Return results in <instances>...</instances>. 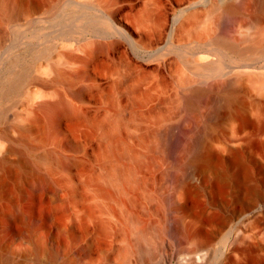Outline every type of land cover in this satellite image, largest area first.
<instances>
[{
    "label": "rangeland",
    "instance_id": "rangeland-1",
    "mask_svg": "<svg viewBox=\"0 0 264 264\" xmlns=\"http://www.w3.org/2000/svg\"><path fill=\"white\" fill-rule=\"evenodd\" d=\"M263 9L0 0V264H264Z\"/></svg>",
    "mask_w": 264,
    "mask_h": 264
},
{
    "label": "bare ground",
    "instance_id": "bare-ground-1",
    "mask_svg": "<svg viewBox=\"0 0 264 264\" xmlns=\"http://www.w3.org/2000/svg\"><path fill=\"white\" fill-rule=\"evenodd\" d=\"M263 11H264V9H263ZM193 96L195 97V99L196 98H199V97H201V93L199 91H197ZM51 109L54 112H56L55 114L63 113V112H65L67 110L66 107L63 106V105H60V106H51ZM189 133H190V131H187V133H186V139L184 141V146L180 150L181 156H183V157L190 156L191 158H193V159L195 158V159H198L200 161L201 160L204 161V160L208 159L209 158V151L204 147V145L202 143V140H201V137L199 135H189ZM112 134L113 133L111 132L109 135L112 136ZM174 141H175V139L172 140V141L170 140V142L168 143V146L173 147L174 146V143H175ZM261 145L264 146V141H261ZM8 151H10V149L6 147V149L4 150V153H2V155L0 156V161L5 158V153H7ZM237 156L238 155L236 153V150H231V154H230V157L231 158H230V160L232 159L234 161V163H237V166L239 165L238 168H239L240 172L241 171L244 172V170H246L247 167L245 168L246 165L243 164L244 162L243 163L240 162V160H238V157ZM130 157H131L132 160L137 161V159H138V153L131 150L130 151ZM256 162L259 164V167L260 168L264 169V165L260 164L258 161H256ZM200 166L199 165L198 166H195V165L192 166V168H190L186 172L187 173L186 175H188V177H190V178L198 179L199 173H200V171L202 169ZM246 172H247V170H246ZM121 175L124 176L127 181H131L133 179V177H134L133 176V169L131 167L126 168V169H122ZM178 179H180V176H178V175L174 176L175 182L178 181ZM42 182H43L42 184L45 185L46 189L49 190L52 193V195H54V190H53L52 187H50V184L47 181H42ZM170 205H171L172 208H176L177 207V204L173 200H170ZM261 208H264L263 198H262L261 194H257L254 198H252L251 200H249L248 202H246L239 209V211L237 213H235L233 215H230L228 217V221H226L223 225H225V224L227 225L229 222H231L233 219H235L240 214H244L246 212H252V213H254L255 212V209L256 210H259ZM19 216H20L19 213H16L15 214V217H19ZM233 224H232V226H233ZM233 228H235V227H233ZM142 231L144 232V230H142ZM171 232L173 234L176 233L177 236L179 235L178 237L180 238V240H182L183 237H185L183 235L182 230L180 229V225L179 224L176 226V228L173 229V231L171 230ZM240 250L245 251L246 250L245 245H243L240 248ZM195 262H193V260H191V261L189 260L188 261V264H194ZM229 264H231V262H229Z\"/></svg>",
    "mask_w": 264,
    "mask_h": 264
},
{
    "label": "water",
    "instance_id": "water-1",
    "mask_svg": "<svg viewBox=\"0 0 264 264\" xmlns=\"http://www.w3.org/2000/svg\"><path fill=\"white\" fill-rule=\"evenodd\" d=\"M171 259V258H170Z\"/></svg>",
    "mask_w": 264,
    "mask_h": 264
}]
</instances>
